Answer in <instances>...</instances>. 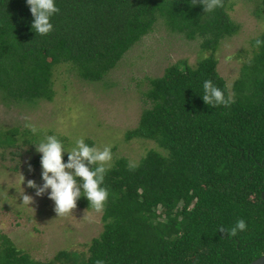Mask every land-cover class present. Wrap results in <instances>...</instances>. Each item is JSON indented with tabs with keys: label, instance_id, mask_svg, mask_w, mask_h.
Returning a JSON list of instances; mask_svg holds the SVG:
<instances>
[{
	"label": "trees",
	"instance_id": "trees-1",
	"mask_svg": "<svg viewBox=\"0 0 264 264\" xmlns=\"http://www.w3.org/2000/svg\"><path fill=\"white\" fill-rule=\"evenodd\" d=\"M57 7L54 30L42 37L31 29L26 0H0L5 104L52 102L54 72L63 65L85 82H104L160 21L189 41L201 40L212 55L195 68L182 61L150 80L146 109L126 139L152 141L165 153L151 151L135 168L125 158L115 162L105 180L104 231L88 254L63 251L37 262L1 237L0 264H252L263 257L264 48H255L231 94L215 53L240 30L229 14L233 0L208 15L191 0H57ZM206 79L234 103L206 105ZM30 135L0 129V149L21 139L30 144ZM78 203L90 209L86 198ZM238 219L246 221V231L235 237L217 231Z\"/></svg>",
	"mask_w": 264,
	"mask_h": 264
},
{
	"label": "rangeland",
	"instance_id": "rangeland-1",
	"mask_svg": "<svg viewBox=\"0 0 264 264\" xmlns=\"http://www.w3.org/2000/svg\"><path fill=\"white\" fill-rule=\"evenodd\" d=\"M229 14L240 30L222 42L215 57L218 71L233 94L244 64L255 54L252 42L264 34V0H233ZM201 46V40L189 41L160 21L102 83L85 82L63 65L54 72L52 102L9 106L0 94V129L26 131L25 124L32 123L69 147L79 137L99 147L111 146L112 166L122 158L138 165L151 151L165 153L152 141L126 139L146 109L143 99L150 80L163 77L169 67L182 61L197 67L212 55ZM34 137L30 135L28 140L33 143ZM32 143L21 139L14 148L0 149V242L1 237H7L19 251L43 263L53 261L63 251L88 254L92 241L104 231L103 213L83 208L77 201L71 215L58 217L47 194L36 197L35 190L27 186L29 180L43 183L40 155ZM29 162L33 172L28 170ZM22 190L34 198L29 207L22 205Z\"/></svg>",
	"mask_w": 264,
	"mask_h": 264
},
{
	"label": "clouds",
	"instance_id": "clouds-1",
	"mask_svg": "<svg viewBox=\"0 0 264 264\" xmlns=\"http://www.w3.org/2000/svg\"><path fill=\"white\" fill-rule=\"evenodd\" d=\"M191 3L192 6H201L205 15L223 7V0H191ZM26 4L33 18L32 31L42 37L50 34L54 30L51 20L60 12L57 0H26ZM253 47L264 48V39H256ZM202 91L201 97L204 103L212 108L221 106L228 108L234 103L233 96L226 95L212 79L203 81ZM25 127L32 136L39 137L32 145H35L36 152L40 155L43 183L38 185L34 180L27 182L28 188L35 190V196L44 197L47 194V198L54 204V211L58 217L71 215L81 197L88 200L90 209L98 214L103 213L110 196L105 180L112 168L111 146L89 145L83 137H79L69 147L58 136L42 133L32 123H26ZM65 154H67V162H64ZM130 168H135V165L130 164ZM28 170L34 171L30 162ZM20 197L23 201L22 205L29 207L34 202L33 196L24 194L23 190ZM247 228L246 221L238 219L230 229L220 225L217 231L227 237H235ZM98 264H104V261H98Z\"/></svg>",
	"mask_w": 264,
	"mask_h": 264
},
{
	"label": "water",
	"instance_id": "water-1",
	"mask_svg": "<svg viewBox=\"0 0 264 264\" xmlns=\"http://www.w3.org/2000/svg\"><path fill=\"white\" fill-rule=\"evenodd\" d=\"M263 198H264V194H263ZM252 264H264V256L254 261Z\"/></svg>",
	"mask_w": 264,
	"mask_h": 264
}]
</instances>
